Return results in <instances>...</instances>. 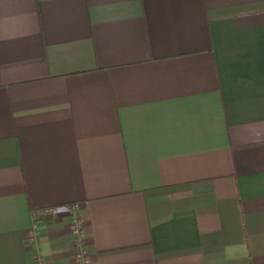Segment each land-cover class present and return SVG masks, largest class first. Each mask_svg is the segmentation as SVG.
Returning a JSON list of instances; mask_svg holds the SVG:
<instances>
[{
  "label": "crops",
  "instance_id": "0c3cea01",
  "mask_svg": "<svg viewBox=\"0 0 264 264\" xmlns=\"http://www.w3.org/2000/svg\"><path fill=\"white\" fill-rule=\"evenodd\" d=\"M81 251L264 264V0H0V264Z\"/></svg>",
  "mask_w": 264,
  "mask_h": 264
},
{
  "label": "built area",
  "instance_id": "2783aa9c",
  "mask_svg": "<svg viewBox=\"0 0 264 264\" xmlns=\"http://www.w3.org/2000/svg\"><path fill=\"white\" fill-rule=\"evenodd\" d=\"M76 208H77V206L63 205V206L47 208V209H45V213H48V214L71 213ZM81 225H82V220L78 219L77 222H76V226L80 227ZM30 240L32 242L36 241V234L34 232H32L30 234ZM78 262H79V264H88V256H87V253L85 251H81L80 252V255H79V258H78ZM36 264H46V262H44V260H42V258L39 257L37 259V263Z\"/></svg>",
  "mask_w": 264,
  "mask_h": 264
}]
</instances>
